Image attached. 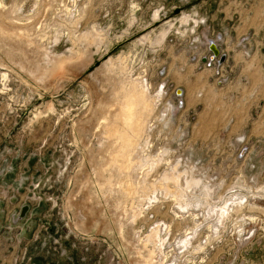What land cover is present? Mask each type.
Here are the masks:
<instances>
[{
    "label": "rangeland",
    "instance_id": "rangeland-1",
    "mask_svg": "<svg viewBox=\"0 0 264 264\" xmlns=\"http://www.w3.org/2000/svg\"><path fill=\"white\" fill-rule=\"evenodd\" d=\"M0 264H264V0H0Z\"/></svg>",
    "mask_w": 264,
    "mask_h": 264
},
{
    "label": "water",
    "instance_id": "water-1",
    "mask_svg": "<svg viewBox=\"0 0 264 264\" xmlns=\"http://www.w3.org/2000/svg\"><path fill=\"white\" fill-rule=\"evenodd\" d=\"M180 11H181V9L178 8V9L174 10V14H178ZM209 50L212 52V57H211L212 60L219 57V63L223 62L225 56L221 55V52L218 48L217 43H215L214 41H211V43L209 44ZM25 212H26V210L23 209L22 216L25 215L24 214Z\"/></svg>",
    "mask_w": 264,
    "mask_h": 264
},
{
    "label": "built area",
    "instance_id": "built-area-1",
    "mask_svg": "<svg viewBox=\"0 0 264 264\" xmlns=\"http://www.w3.org/2000/svg\"><path fill=\"white\" fill-rule=\"evenodd\" d=\"M211 57H212V56H211ZM211 57H210V60L213 61L214 59L212 60ZM206 60H207V58H205V61H206ZM218 63H219V60H218Z\"/></svg>",
    "mask_w": 264,
    "mask_h": 264
},
{
    "label": "bare ground",
    "instance_id": "bare-ground-1",
    "mask_svg": "<svg viewBox=\"0 0 264 264\" xmlns=\"http://www.w3.org/2000/svg\"><path fill=\"white\" fill-rule=\"evenodd\" d=\"M214 48V47H213ZM123 104V103H122ZM138 129V128H137ZM168 176V175H167ZM168 178H170L169 176H168Z\"/></svg>",
    "mask_w": 264,
    "mask_h": 264
},
{
    "label": "crops",
    "instance_id": "crops-1",
    "mask_svg": "<svg viewBox=\"0 0 264 264\" xmlns=\"http://www.w3.org/2000/svg\"><path fill=\"white\" fill-rule=\"evenodd\" d=\"M240 40L238 39L237 43L239 42ZM240 53V52H239Z\"/></svg>",
    "mask_w": 264,
    "mask_h": 264
}]
</instances>
